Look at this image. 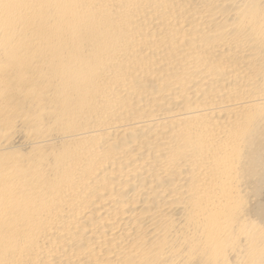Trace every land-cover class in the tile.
Returning a JSON list of instances; mask_svg holds the SVG:
<instances>
[{
	"label": "bare ground",
	"instance_id": "bare-ground-1",
	"mask_svg": "<svg viewBox=\"0 0 264 264\" xmlns=\"http://www.w3.org/2000/svg\"><path fill=\"white\" fill-rule=\"evenodd\" d=\"M0 264H264V0H0Z\"/></svg>",
	"mask_w": 264,
	"mask_h": 264
}]
</instances>
